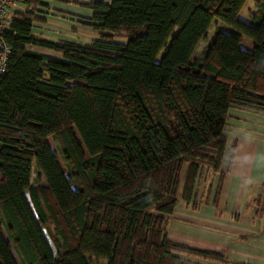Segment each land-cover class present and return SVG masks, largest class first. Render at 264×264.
<instances>
[{
    "label": "trees",
    "instance_id": "16d2710c",
    "mask_svg": "<svg viewBox=\"0 0 264 264\" xmlns=\"http://www.w3.org/2000/svg\"><path fill=\"white\" fill-rule=\"evenodd\" d=\"M44 1L22 0L30 10L5 34L0 264H18L4 230L23 264L220 259L169 240L168 224L205 167L222 173L232 108L264 111V0L249 22L239 18L248 0L95 1L89 43L35 35Z\"/></svg>",
    "mask_w": 264,
    "mask_h": 264
},
{
    "label": "crops",
    "instance_id": "0c3cea01",
    "mask_svg": "<svg viewBox=\"0 0 264 264\" xmlns=\"http://www.w3.org/2000/svg\"><path fill=\"white\" fill-rule=\"evenodd\" d=\"M95 1L111 0H45L46 6L35 13L33 33L54 41L90 42L97 37L90 25L89 4ZM27 10L30 7L22 3L15 18ZM26 48L60 57L47 48ZM226 138L222 173L203 171L195 199H181L170 216L168 238L221 254L220 259L186 256L195 262L199 259L198 263L264 264V111L233 107Z\"/></svg>",
    "mask_w": 264,
    "mask_h": 264
},
{
    "label": "rangeland",
    "instance_id": "374dc122",
    "mask_svg": "<svg viewBox=\"0 0 264 264\" xmlns=\"http://www.w3.org/2000/svg\"><path fill=\"white\" fill-rule=\"evenodd\" d=\"M259 2H260L259 0H248L246 2V4L244 5L242 11L240 12L239 18L242 21H244V22H249L251 20L252 14H254L257 11V9L259 7V5H258ZM217 24H218V20L216 19V20H214L212 26L210 27V29H209V31L207 33V36H208L207 39H203L202 41H200V43H199V45H198V47H197V49H196V51L194 53V56H193L194 59L202 53V51L204 50V48L206 47V45L208 44V42L210 41V39L213 37L214 32H215V28H216V25ZM244 40H245V46H247V45L249 46V40H247L246 38ZM85 43H87V42H85ZM168 44H169V41H168ZM164 53H165V50L163 49L160 52V54H159V56L157 58L158 61H160L162 59ZM205 169H210V168L205 167L204 170ZM32 182L35 185H39L40 183H43L44 182L42 174L39 172V170H37V168H36L35 165H34V171H33V175H32ZM0 222H1V220H0ZM55 230H56V227H55V225L52 222H50L49 225L46 226V232L48 233V235H49V237L51 239L49 242L56 249V247L54 245V241H52V235L54 233H56ZM3 232H4L5 238L11 244L12 251H13V254L15 256V259H16L17 263L18 264H23L22 263V259L20 258L19 254H17L16 249H15L14 245L12 244L10 238L8 237L7 232L5 230ZM195 260L199 261V259H195ZM197 261L196 262L193 261V263H197ZM93 263L94 264H106L105 261H103V260H101V261H93ZM198 264H207V263H205V262L202 261L201 263H198Z\"/></svg>",
    "mask_w": 264,
    "mask_h": 264
},
{
    "label": "built area",
    "instance_id": "2783aa9c",
    "mask_svg": "<svg viewBox=\"0 0 264 264\" xmlns=\"http://www.w3.org/2000/svg\"><path fill=\"white\" fill-rule=\"evenodd\" d=\"M22 0H0V76L7 72L12 45L5 39V34L12 28L15 14Z\"/></svg>",
    "mask_w": 264,
    "mask_h": 264
}]
</instances>
